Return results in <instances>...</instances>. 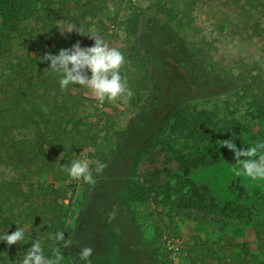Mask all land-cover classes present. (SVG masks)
<instances>
[{
  "label": "rangeland",
  "instance_id": "374dc122",
  "mask_svg": "<svg viewBox=\"0 0 264 264\" xmlns=\"http://www.w3.org/2000/svg\"><path fill=\"white\" fill-rule=\"evenodd\" d=\"M75 1L70 3L69 11L61 7L52 11L49 21L52 23V18H56V23L34 30L35 34L41 36V41L36 38V42L43 43H38V46H46L44 39L51 45L62 44L64 39H70L69 44L74 41L73 46L77 43L83 48L94 45V39L75 30L67 31V24H73L72 17L77 14L73 9ZM92 1L94 7L90 8L91 14L85 17V23L89 24L85 30L97 33L110 47L124 54L121 75L127 80L133 96L127 100L117 98L112 102L106 101L101 105L90 90L70 85L77 100L67 97V119L82 126L68 127L69 133L63 137L67 142L65 147L70 146L68 153L56 147L59 141L51 130L46 131L43 127L16 130L15 134L11 133L14 139L2 143L0 183L19 185L24 194L17 197L13 194L8 200L4 195L0 197V200H4L0 211V233L8 228L11 233L21 227L31 239L22 243L18 241L11 248L6 243H0V264H19L36 241H42L45 255L51 256L54 246L49 237L57 231H64L65 239L69 240L73 228L76 233L82 234L93 229L104 239L107 227L114 228L118 235L125 232V238H132L134 232L140 237L144 232L159 249V258L166 264H254L252 255H256L257 262H260L264 257V182L236 176L232 171V163L236 162L234 152L220 147L222 140L216 137L204 144L211 156L217 151V161L200 165L192 169L189 175L181 172L178 162L165 163L160 148L146 154L137 164L135 179L143 181L152 192L147 201L133 207L137 220L130 229L120 222L112 225L121 206L116 201H108L107 195L96 191L91 192L92 199L99 200V203L88 207L90 215L94 212L96 219L86 217L81 225H77V218L86 205V196L92 184L71 179L65 166L74 159H87L94 178L99 172L97 162L101 163L115 132L123 128L119 126L135 119L131 100L135 97L138 75L127 58L134 35L127 29L125 21L135 7H148L154 0ZM162 7L165 14L172 15L169 0H164ZM180 8V32L185 37L190 40L205 39L211 43L217 50L215 59H221L235 73L253 70L255 74L258 68L264 71V0H180ZM2 21L3 17L0 16V26ZM60 28H65L63 33ZM23 38L13 49L14 53L25 56V51L33 43ZM164 71L169 72L166 65L161 71L165 78L167 74ZM86 75L90 78V71H86ZM206 94L203 92L200 95ZM223 98L224 94L216 98L220 102V107L216 108L217 117L225 116L228 122L232 121L234 128L229 136L237 148L247 149L258 141H264V105L250 107L246 102L239 105L233 99L228 110H225ZM21 140H24V144ZM79 145L81 148H78ZM136 145L131 149L135 151ZM186 179L197 189L199 196H195V201H200L201 196L206 199L205 203L197 205L201 208L199 219L187 217L173 204L180 191L190 194L191 184ZM102 188L107 189L105 185ZM99 219L101 223H98ZM82 224L89 227L83 228ZM90 225H94V228ZM75 235L77 237L79 234ZM118 235H115L112 243L106 240L101 251L103 257L99 254L90 257L91 264L153 263L149 245L145 244L147 242L139 238L141 244L135 247L129 240L120 243ZM129 242V246H126ZM60 246L63 264H83L79 261V251H73V243L64 248L61 242Z\"/></svg>",
  "mask_w": 264,
  "mask_h": 264
},
{
  "label": "trees",
  "instance_id": "16d2710c",
  "mask_svg": "<svg viewBox=\"0 0 264 264\" xmlns=\"http://www.w3.org/2000/svg\"><path fill=\"white\" fill-rule=\"evenodd\" d=\"M71 2L72 0H0V16L3 17L0 26L1 148L3 142L11 141V133L15 134L16 130L43 127L46 131L51 130L59 141L56 147L68 153L70 146L65 147L67 142L63 138L69 133L68 127L82 126L81 123H73L71 119H67V97L77 100L71 87L61 89L59 75L48 68L51 61L42 60L48 53L58 55L61 49H71L74 41L69 44L70 39H64L62 44L51 45L44 39L46 46H38V43L43 44L40 43L41 36L34 33L40 26L47 27L56 23V18H52V23L49 21L52 11H57L58 7L69 11ZM163 2L164 0H154L148 7H135L125 21L127 29L134 35V42L127 50V58L138 75L134 87L135 97L131 100L135 119L125 122L119 126L123 128L115 132L101 161L105 167L96 173L95 183L89 187L91 191L87 193V202L81 216L77 218V225H81L86 217L96 219L95 213L90 215L88 210L90 205L99 203V200L92 199V191L107 195L108 201H116L121 206L112 225L120 222L128 226L127 229L135 225L137 218L133 207L147 201L152 192L143 181L135 179L137 164L149 151L160 148L164 153L165 163L178 162L181 172L186 175L200 165L217 161V151L211 156L204 143L214 137L233 140L229 133L234 128L227 117H217L216 108L220 107V102L216 98L219 95H225V110H228L233 99L239 105L245 102L250 107L264 105V71L258 68L255 74L253 70L235 73L221 59H215L217 50L211 43L205 39L190 40L180 32V0H169L172 15L165 14ZM92 7V0L75 1L73 9L77 14L72 20L76 28H88L85 17L91 14ZM23 37L25 41L30 39L33 43L25 51V56L14 53L13 49ZM36 38L40 40L38 43ZM164 65L169 71H164L167 74L165 78L161 72ZM203 92L207 94L200 95ZM73 107L75 105L71 108ZM21 143L24 144V140ZM135 143L137 145L134 151L131 147ZM6 150L9 152V149ZM187 181L191 184L190 180ZM104 185L107 189L102 188ZM192 186H189L190 194L180 191L173 199V204L187 217L199 219L201 208L197 205L205 203L206 199L201 196L200 201L196 202L194 198L199 194ZM13 194L17 197L24 192L19 185L0 183V197L4 195L8 200ZM3 204L4 200H0V211ZM99 221L98 223L102 222L101 219ZM82 226L89 227L87 224ZM90 226L94 228V225ZM105 232L103 239L93 229L87 234L76 233L75 228L71 229L69 240L72 239L73 251L80 252L82 247H90L93 249L92 256L99 254L103 257L101 251L106 240L112 243L115 235H118L114 228L107 227ZM75 234L79 235L76 237ZM123 234L125 232L118 235L120 243L129 240L137 247L143 240L151 250L152 264H166L159 258V249L144 232L140 237L134 232L132 238H125ZM53 246L55 247L54 244ZM252 256L254 264H264V257L257 262V256Z\"/></svg>",
  "mask_w": 264,
  "mask_h": 264
},
{
  "label": "clouds",
  "instance_id": "9594fccd",
  "mask_svg": "<svg viewBox=\"0 0 264 264\" xmlns=\"http://www.w3.org/2000/svg\"><path fill=\"white\" fill-rule=\"evenodd\" d=\"M67 31H77L78 34L87 36L95 40L91 47L83 48L79 43L71 49H61L58 55L51 53L43 56L42 60L51 61L49 69L59 75V85L61 89H68L70 85H79L91 91L99 104L112 102L120 98L127 100L133 96V92L128 88L127 80L121 75V68L125 63L124 54L115 47H110L106 41L97 33L85 30L83 26L78 29L74 24L68 23ZM65 28H60L64 32ZM71 65V67H70ZM86 71H90L89 78ZM220 147H226L234 152L235 163L232 171L236 176L246 177L253 182H264V141H258L250 145L247 149H238L232 140H222ZM240 157H244L243 160ZM97 171L102 170L105 165L97 162ZM68 176L76 181H83L87 184L95 183L93 175L89 171L87 159H74L68 166H65ZM31 236L26 234L24 229L17 227L14 232H9V228L0 233V243H6L11 248L18 241L30 240ZM55 247L52 248V255L46 256L42 241L32 243V246L24 254L19 264H63V247L71 245V240H66L64 231H57L49 237ZM93 249L82 247L79 252V261L83 264H91L90 257Z\"/></svg>",
  "mask_w": 264,
  "mask_h": 264
}]
</instances>
